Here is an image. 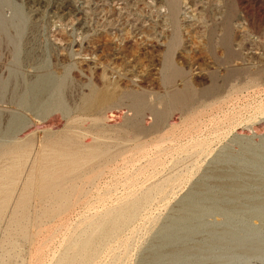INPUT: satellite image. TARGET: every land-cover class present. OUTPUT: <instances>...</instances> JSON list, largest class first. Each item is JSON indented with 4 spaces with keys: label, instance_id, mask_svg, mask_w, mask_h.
<instances>
[{
    "label": "rangeland",
    "instance_id": "1",
    "mask_svg": "<svg viewBox=\"0 0 264 264\" xmlns=\"http://www.w3.org/2000/svg\"><path fill=\"white\" fill-rule=\"evenodd\" d=\"M8 145L0 264H264V0H0Z\"/></svg>",
    "mask_w": 264,
    "mask_h": 264
},
{
    "label": "bare ground",
    "instance_id": "2",
    "mask_svg": "<svg viewBox=\"0 0 264 264\" xmlns=\"http://www.w3.org/2000/svg\"><path fill=\"white\" fill-rule=\"evenodd\" d=\"M181 96H183V95H181ZM179 99V93H175V94H173L172 96H171V99ZM84 105H86V104H84ZM90 107V106H89ZM85 108V107H84ZM15 150H16V147H13L12 145H8V146H0V161H1V156H7V159H8V164L5 166V167H3V168H0V179H2V176H1V173L3 172V171H5V172H7L8 174H7V176H6V180H12V175H10L11 174V172H12V169H13V167H15L16 166V163H17V161H18V159H16V157H14V155H13V153L15 152ZM2 171V172H1ZM56 191V190H55ZM50 194V193H49ZM61 211V210H60ZM93 223V222H92ZM96 223V222H95ZM98 223V222H97ZM96 223V224H97ZM102 223V222H101ZM101 223L99 224V225H101ZM105 224V222H103V224L102 225H104ZM94 227V226H93ZM92 227V230H94L95 228H93ZM98 229V228H97ZM104 229V226L102 227V230ZM100 231V230H99ZM88 236V235H87ZM88 243V240L83 244L84 246L86 245ZM81 248V247H80ZM84 248V250H87V248H89V247H83ZM82 259H84V258H82ZM60 260V259H59ZM80 260H81V258H80ZM69 261V260H68ZM71 261V260H70ZM57 264H62V262H59V263H57Z\"/></svg>",
    "mask_w": 264,
    "mask_h": 264
}]
</instances>
